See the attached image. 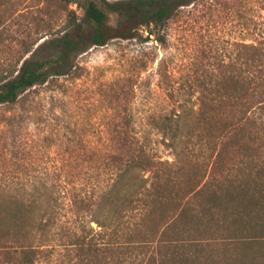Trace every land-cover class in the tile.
Here are the masks:
<instances>
[{"label": "trees", "instance_id": "obj_1", "mask_svg": "<svg viewBox=\"0 0 264 264\" xmlns=\"http://www.w3.org/2000/svg\"><path fill=\"white\" fill-rule=\"evenodd\" d=\"M55 1L66 10V30L0 67V106L24 105L60 77L80 78L74 59L87 46L134 39L141 30L145 42L152 38L166 47L169 22L196 0ZM242 1L247 41L235 42L228 60L220 56L211 69L196 70L192 81L164 88L175 106L148 120L174 160L154 157L122 132L101 184L79 175L78 184L34 182L26 195H8L0 200V259L122 264L121 255L153 248L162 258L148 264H264V0ZM112 13L120 20L115 29L108 25ZM146 68H139L135 81ZM228 150L243 151L245 158L217 176V160Z\"/></svg>", "mask_w": 264, "mask_h": 264}, {"label": "rangeland", "instance_id": "obj_2", "mask_svg": "<svg viewBox=\"0 0 264 264\" xmlns=\"http://www.w3.org/2000/svg\"><path fill=\"white\" fill-rule=\"evenodd\" d=\"M0 3L1 68L13 65L26 50H34L43 40L66 30V10L55 0L45 4L43 0ZM244 3L196 0L180 7L177 19L166 28V47L152 38L145 42L147 34L141 30L135 33L141 37L87 46L74 59L80 66V78L60 77L53 87L39 88L24 105L13 109L0 106V200L11 194L26 195L34 182L52 186L63 180L73 185L80 182V175L90 184H101L111 173L119 148L116 141L122 132L143 143L154 157L174 160L175 152L161 143L148 120L175 106L164 88L175 89L186 80L192 81L196 70L211 69L220 56L228 60L234 43L247 41ZM119 21L116 14H109L111 28H117ZM162 58L165 64L159 66ZM143 65L147 68L135 81ZM128 75L133 76L128 82L119 80ZM194 99H188V105ZM124 118L129 119V125L123 124ZM86 152L92 154L83 155ZM77 154L82 155L75 159ZM259 154L264 157V152ZM244 158L243 151L223 153L217 160V176ZM218 244L213 245V252L219 253ZM154 257L162 258L155 256L153 248H140L121 255L120 262L148 264ZM0 264L6 263L0 259Z\"/></svg>", "mask_w": 264, "mask_h": 264}]
</instances>
